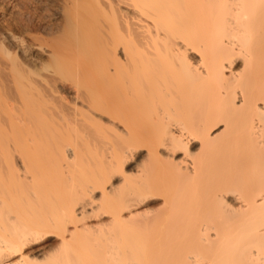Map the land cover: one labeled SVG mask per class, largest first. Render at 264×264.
<instances>
[{
	"label": "bare ground",
	"instance_id": "1",
	"mask_svg": "<svg viewBox=\"0 0 264 264\" xmlns=\"http://www.w3.org/2000/svg\"><path fill=\"white\" fill-rule=\"evenodd\" d=\"M25 1L0 29L48 62L0 40V264H264V0Z\"/></svg>",
	"mask_w": 264,
	"mask_h": 264
},
{
	"label": "rangeland",
	"instance_id": "2",
	"mask_svg": "<svg viewBox=\"0 0 264 264\" xmlns=\"http://www.w3.org/2000/svg\"><path fill=\"white\" fill-rule=\"evenodd\" d=\"M14 1V3H13V6L11 7V9L9 10V12L8 13H4L3 11H1V8L3 7V5H0V19H1V21L3 22V25H5L6 27H7V25H9L10 24V21L12 20V17H13V15H12V13H15L16 15L19 13L18 11L20 10V6H22L24 3V1L25 0H13ZM41 1L43 2V4H49V7H53V5H55V4H62V2H63V4L65 3L64 1H62V0H28V1H25L26 3L28 2V4H41ZM105 2H106V0H105ZM51 4H53L52 6H51ZM120 4H122V3H120ZM25 5V4H24ZM53 9V8H52ZM4 14V15H3ZM51 14V13H50ZM57 17H59L58 18V22H60L61 21V17L59 16V15H57ZM1 28V27H0ZM7 29V28H6ZM6 29H0V40H2V41H4L8 46H10L11 47V50L13 51H16V50H18V51H16V52H18V54H20L21 56H24V58H25V62H27L26 63V65L29 67V68H37V69H41V68H43L44 67V64H46L45 62H48L47 60H48V57L46 56V55H48V54H46L45 52H44V54L43 55H45L43 58H41V59H39V58H37L36 56H37V53H36V51H37V47H36V50H35V48L33 47V49L34 50H30L29 48H27L28 47V44H30V41H29V43H28V39H30V37H26V36H24V35H20V34H13V32H9V30H6ZM32 36H34V34L32 35ZM36 36H38L37 34H36ZM28 38V39H27ZM24 41V44L23 43H21V42H23ZM13 43V44H12ZM18 44H23V45H21V47L20 46H18ZM17 46V47H16ZM27 46V47H26ZM19 48V49H18ZM23 50H22V49ZM26 48V49H25ZM29 49V50H28ZM39 49V48H38ZM25 51V52H24ZM39 51V50H38ZM41 51V50H40ZM24 52V53H23ZM42 52V51H41ZM47 57V58H46ZM47 59V60H46ZM30 63V64H29ZM46 72V71H45ZM46 74L47 73H44V71H43V75L44 76H46ZM48 74L50 75V73H49V71H48ZM104 122H106V121H104ZM104 125H106V124H104ZM220 130H222V128H220ZM220 130L218 131L219 133H220ZM216 134H218L217 133V131L214 133V135H216ZM199 146L197 145V148H198ZM196 147H194L193 149H195ZM141 150H143L142 152H138L135 156H134V158L132 159V160H129L126 164L127 165H125L124 167V170H125V174L126 175H130V174H132V172H134L136 169V167L137 166H135V165H137V163H138V161H142L143 159H145V156H146V154H147V152H148V150L145 148V149H141ZM162 154V157H164L165 156V159H163L164 161H167L166 159H169V158H167V155H164V154H166V153H163V152H161ZM137 156V157H136ZM136 157V158H135ZM139 157V158H138ZM176 157V160L175 161H182V159L184 158L181 154H179V156L177 155V156H175ZM135 159V160H134ZM171 160V159H170ZM187 160H188V158H187ZM134 163H133V162ZM190 161V160H189ZM189 161H187L188 163H189ZM188 163H184V164H186V165H188ZM185 165V166H186ZM135 169V170H134ZM133 170V171H132ZM128 173V174H127ZM134 174H135V172H134ZM119 174H117L116 175V177L117 178H119V179H112V182H110L109 184L110 185H112V184H114V185H118V183L120 184V182H119V180H121V174L118 176ZM133 175V174H132ZM118 181V182H117ZM109 185V186H110ZM109 186H107V187H109ZM100 193H101V191L100 192H96L95 193V197H96V200H98L99 198H101L100 196ZM98 194V195H97ZM164 197V196H163ZM163 197L162 198H160V196H158V197H155V198H157V199H153V198H151L150 199V201H149V199H147L148 200V202H147V200L145 201L146 203H142V205H144V206H142L141 204H139V206H135V207H132L131 208V211H127L128 212V214H127V212H126V216L128 215H130V214H132L131 216H133L134 217V214H136V216L138 215H143V212H144V215H145V213L146 212H157V211H160V210H163L164 208L163 207H165V203H164V199H163ZM98 202L96 201L95 202V206H96V204H97ZM94 204V203H93ZM148 206H146V205ZM141 205V206H140ZM154 206V207H153ZM139 207V209H137ZM142 207V208H141ZM153 207V208H152ZM162 207V209H158V208H161ZM150 208H152V209H150ZM87 209H88V211H90L91 209H92V207H87ZM155 209H156V211H155ZM158 209V210H157ZM148 210V211H147ZM153 210V211H152ZM87 211V210H86ZM87 211V212H88ZM86 212V213H87ZM91 212V211H90ZM90 212H88V214L86 215V218H85V220L86 221H84V219H82L83 221H81L80 223V225H82L83 223V225H87L86 227H88V224H90L89 225V227L90 226H92L93 228H97L98 226L97 225H101V226H99V227H102V226H104V224L105 225H107L108 223H110V215H105L103 212H101V211H99V212H95V213H90ZM130 212V213H129ZM85 213V214H86ZM101 213L103 214V215H101ZM140 213V214H139ZM149 214V213H148ZM148 214H146V215H148ZM90 215H92V217L90 216ZM153 214H151V216H152ZM85 216V215H84ZM88 216H89V218H88ZM95 216L97 217V218H95ZM100 216V217H99ZM106 216V217H105ZM107 216H109V217H107ZM127 216V217H128ZM92 218V220H91V218ZM150 217V216H149ZM84 218V217H83ZM99 218V219H98ZM129 218V217H128ZM107 219V220H106ZM109 219V220H108ZM100 221V222H99ZM83 222V223H82ZM105 222V223H104ZM86 223V224H85ZM96 223H97V225H96ZM98 223H101V224H98ZM95 226H93V225ZM82 225V226H83ZM91 228V227H90ZM58 243V241H57V239H51V240H49L46 244H44V245H38V246H35V247H33L32 248V251L34 252L33 254H35L36 256H39L40 254H41V251H40V249H43V247L45 246V245H56L57 243ZM34 249V250H33ZM31 250V249H30ZM39 254V255H38Z\"/></svg>",
	"mask_w": 264,
	"mask_h": 264
}]
</instances>
